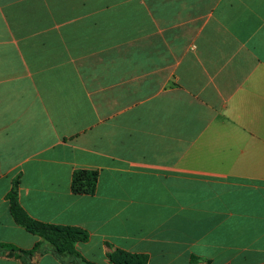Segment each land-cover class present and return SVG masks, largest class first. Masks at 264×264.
<instances>
[{"label": "crops", "instance_id": "crops-1", "mask_svg": "<svg viewBox=\"0 0 264 264\" xmlns=\"http://www.w3.org/2000/svg\"><path fill=\"white\" fill-rule=\"evenodd\" d=\"M15 181L95 264H263L264 0H0V242L27 251Z\"/></svg>", "mask_w": 264, "mask_h": 264}, {"label": "trees", "instance_id": "trees-1", "mask_svg": "<svg viewBox=\"0 0 264 264\" xmlns=\"http://www.w3.org/2000/svg\"><path fill=\"white\" fill-rule=\"evenodd\" d=\"M97 183L98 172L77 170L72 176L71 190L75 195H94ZM18 185L19 181H15L7 195L11 216L19 227L37 236L39 241L27 251L11 243L0 242V252L7 253L10 257L19 255L26 258L51 252L63 263L95 264L87 260L77 249V244L89 241V233L80 228L43 223L31 218L19 203ZM108 258L111 264H146V262H135L133 256L127 255L123 259H117L113 255H109Z\"/></svg>", "mask_w": 264, "mask_h": 264}]
</instances>
